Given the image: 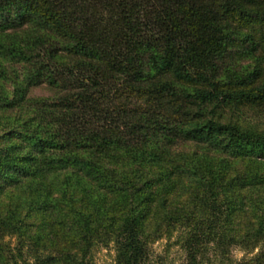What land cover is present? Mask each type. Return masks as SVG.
Returning <instances> with one entry per match:
<instances>
[{
	"label": "trees",
	"instance_id": "16d2710c",
	"mask_svg": "<svg viewBox=\"0 0 264 264\" xmlns=\"http://www.w3.org/2000/svg\"><path fill=\"white\" fill-rule=\"evenodd\" d=\"M173 238L264 264V0H0V264Z\"/></svg>",
	"mask_w": 264,
	"mask_h": 264
},
{
	"label": "rangeland",
	"instance_id": "374dc122",
	"mask_svg": "<svg viewBox=\"0 0 264 264\" xmlns=\"http://www.w3.org/2000/svg\"><path fill=\"white\" fill-rule=\"evenodd\" d=\"M34 94L48 95L46 89L38 88ZM13 241V238L10 237ZM233 255L236 258H242L245 253L239 248H235ZM96 264H114L115 252L112 248L100 247L95 254ZM152 264H185V255L179 245L171 240L163 239L153 246Z\"/></svg>",
	"mask_w": 264,
	"mask_h": 264
}]
</instances>
